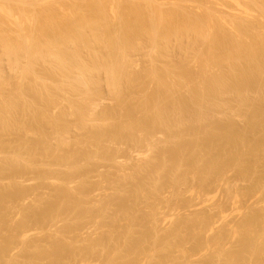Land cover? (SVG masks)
Wrapping results in <instances>:
<instances>
[{"label":"bare ground","instance_id":"1","mask_svg":"<svg viewBox=\"0 0 264 264\" xmlns=\"http://www.w3.org/2000/svg\"><path fill=\"white\" fill-rule=\"evenodd\" d=\"M9 1L11 2L13 0H9ZM9 1L8 0L7 1L6 0H1L0 1V63H2L1 61H3L4 59H7V60L10 61V65L11 66L9 65L10 67H8V68L9 69L11 68V72H15L14 74L16 75L18 81L17 82L15 81V80H17L16 78L13 79L14 77H13V74L11 72H10V74H11L10 76L8 74L7 75L9 76V78L12 76L11 79H13L12 80L13 83L15 82V85H17V86L14 85L15 87L18 88V87L21 86V88H19V89L15 88L13 90L14 87L10 86V85H13V83L10 84L11 79H9L6 76V74H4L6 71L5 72L2 71V68L4 67V65H3V67H1L2 65H0V124H1L0 126H2V135H5L6 133L9 134V132H11V130L13 129V128H11L12 120H14L12 118H13L14 115H16V113L20 109L24 108V110L27 111V109L30 107L31 109L33 108L34 111H36V112L38 111V109L35 110V105H33V104L36 103L35 99L37 101L38 100L44 101L46 104L50 105L49 103H51V102L53 103L55 101V98L57 97L55 94H57V93L60 94L59 98H61L62 95L67 96V95H65L66 92L67 93L69 92V94L71 92L73 94H74V92H77L75 94H80V95L84 96V98H82V96H81V98L83 100H88V103L92 102V100L96 99V98L90 99L93 95H95V97L98 98L100 96V93H102L101 89L99 88L101 83H99L100 82L99 81L100 78L98 79V77H100L102 75V73H103L104 74L103 76L106 77L105 79L107 80V82H108V84L110 86L109 88H111V92H112L111 95H113V97H115L117 99V101L119 102V107L122 108L124 111H126L129 115L131 114L132 116L137 114V112L139 111L140 112V114H139L140 115V117H139L140 119L137 117L139 120L137 119L138 122L136 121L135 125H129V127H126V128L123 127V125L119 126V127L117 126L118 128L115 127V128H113V130L107 131L105 128L109 127L107 125V123L111 120L112 115H111L110 112L109 113L103 112V114L100 115L101 117L98 118V120L101 121V123H99L100 125H97L96 129H94V131L92 133L91 132H89L90 134L88 133L89 136L91 137V139H89V137H88V139L89 140H93V143L96 142V143L99 144V146L102 144V146H100V147L103 148V146L106 145V143L104 142L105 140L103 141V138L105 137V135L111 134L112 136L118 137V139H119V137L124 136V131H129V133L133 132V131L135 132L137 130V128H139V127L152 128V127H156V126H159V127L162 126L164 129H167V131L170 130L171 128H173V131H175V133L178 132V134L180 133L181 135L185 131V129H187L188 133L189 132H200L201 135L200 136H196V135H198V134H196L195 138L192 137V139L190 141H188V142H184V141H181V140L173 141L170 144V147H169L167 153L168 154L170 153L173 156H182V155L184 156L185 153H188V154L192 153L190 161L193 160L192 158H194V160H196V161H199L200 164L197 163V164H199V167L197 168L196 171L199 173V175L201 177L204 176V172H206V173L208 172L209 173V172H212V170L218 171L217 169H220V168L222 169L224 166H226L228 164H233L234 166L236 165L237 168H239L240 174L243 175V176H247V177H253V176L256 177L257 176L258 180L254 179L255 181H253L255 183L257 181L256 184H258V182L260 181L259 180L260 178L264 177L263 176L264 175V155H262V157H261L262 151L264 153V147H263V145H264V95L260 96V97L257 95L258 97H257L256 101L255 100L253 101L252 98H251L252 99V101H251V100H249V96H247L246 93H244V94H243V92L241 93V91H243V90H241L240 92H236L237 94L235 93L237 99L242 100L238 104V105H241L239 110L241 111V108L243 110H247V112L250 115L247 118V122L243 126L237 125V123H235L236 120L233 121L235 118H233V119H225V120L221 119V120H217V121H215V120L209 121V120L205 119L206 117L205 118L202 117L203 114L200 111H198V112H199V114H201V117L196 112L197 111L196 107H197L198 104L201 105L202 102L204 103V101L207 100L206 98H208L209 96H211V97L214 96L215 97V94H217V93L219 94L221 91L225 93V95L224 94H222V95L226 96L228 94L227 91H229V90L231 91V93L233 91L235 92V91L239 90V89H236V88H242V89H246V91H248L250 89V87L253 85V83H256V84L258 83V84L264 85V13H261L262 15L259 13L260 16H254V14L251 15V13H249V8L250 7L248 8L247 6L250 5L251 3H252V5H254L255 4V3H253L254 1L250 0L251 1L250 4H248L246 7H244L243 11L242 12L240 11L241 13H239L237 16L231 18L230 25H232L231 26L232 28L229 25V21H227L222 16H218L219 14L218 15L214 14L213 10L210 11L211 7L209 8L210 10L207 9L205 11V13H203L202 15H199V14H198L199 16L195 15L196 17L194 15H192V17H191L190 14H186V13H188L187 11L183 10L185 8H182L179 5L178 6L176 5L175 7L173 6L174 8L172 7V9H170V11H169L170 13L164 12L165 14H168L166 16H162V14H164V13L161 14V11H160V15L161 16L158 15V16L154 17L151 14L153 17L152 16L150 17V16L144 15V17L138 16V18H137L138 20H137L136 17H133V19H132L131 17H129L128 15H126L124 13V11L126 12V10L129 7L126 9L125 5H123V6L119 5L118 3H122V1L119 2V0L117 1L118 3L116 2V6L118 4L119 5L118 9L119 8H121V9L123 8V10H122L123 12L121 11V9H119V10L117 9L118 10L117 14H115L117 11L115 10L116 11L115 12L113 10L116 6H115V4L112 5L114 3V2L112 3V0H110L111 2L109 0H107V1L106 0H103V1L102 0H78V1H76V0H67V1H69L68 4H71V5H69L70 8L68 7V5L66 6L68 8L67 10L65 9L66 7H64L62 4L61 5L59 4V1L57 2L55 0H51L50 2H48L49 0H47V3H48L47 5L48 6L46 4L45 5L48 7V9H44L45 6L43 7V9L47 10L46 12H48V13L46 14V12L44 10H42L45 13L44 15L38 13L37 12V8L35 9V6H36L35 4H36V2L37 3L40 2L39 0H14L15 4H13L14 3V1H13V3H11L12 5H10ZM67 1H63V2L67 3ZM73 1H74V3H71ZM134 1H132L131 3H133ZM238 1L240 2V0H236V2H238ZM247 1H249V0H247ZM255 1H257V0H255ZM105 2H108V4L110 2V4L113 6V9H111L113 12H115V13H113V16L110 15V13L108 12V8L111 7V6L106 7L107 3L105 5ZM123 2H125V1H123ZM140 2L142 4L141 0H140ZM149 2H150V0L147 2V6L150 5V4H148ZM143 3H144V0H143ZM174 3H176V2H174ZM177 3H179V2H177ZM43 4H44V2H43ZM43 4L39 5V7L40 6L42 7ZM138 4H139V2H138ZM152 4H154V3H152ZM259 4L256 5V6L259 7ZM59 5L61 6V8H60ZM239 5H240V3H239ZM144 6H141L142 9H143ZM147 6H145V7H147ZM37 7H38V4H37ZM134 7H136V5ZM149 7L151 8V6H149ZM263 7L264 6H262V8ZM253 8H255V7L253 6ZM259 8L261 9V7H259ZM129 9H131V8H129ZM226 9H227V7H226ZM48 10H50V11H48ZM139 10H141V8H139ZM232 10H234V9H232ZM133 11H136V10H133ZM43 12H41V13H43ZM127 12H129V11H127ZM199 12H200V10H199ZM251 12H253V11H251ZM215 13H216V11H215ZM256 13H255V15H256ZM143 14L141 13L140 15L143 16ZM156 28L157 29L161 28L162 29V31H161L162 33L159 34L160 30H159V32L157 31L158 32L157 33L156 32ZM228 28H231L230 29L231 31H229L231 33V35H228V33H227V30H229ZM232 29H234V31ZM226 33H227V35H226ZM187 36H189V38L193 39V41L191 40V42H190L191 44H192V42L193 43L201 42L202 45H203V47H202L203 50L200 47L201 51L199 50L198 53H197V50L195 49L196 50L195 51V55L197 57L193 56L195 58V60L197 58V61H196L195 65L197 64V62L200 65L199 67H197L196 70H194L195 68H193V70L190 68V67H193V66H190L191 63H190V65H188V63L185 62V60H188L190 57L188 59H185V60L182 59L181 61H178V62H175V61H173V62L171 61L170 62L169 61V63L166 64V66L163 65L164 67H162V65H161V67L157 66L158 68L153 66L155 63H157V59H156V62H154V59H155L156 55L158 57H162V58L164 57L163 59H165L168 56V54H170V51L172 50V47H173V46H171L172 45L171 44V42H172L171 39H173L175 37L174 41H177L178 47H182L184 45L183 43H185L184 40H188ZM226 36H228V37H226ZM142 41L143 42H151V44L148 43L149 45H151L150 53H149L151 55H149V56L147 55V56L148 57H152V64L153 63L154 64L150 65V63H151L150 62L149 65H150V68L153 67L154 70L148 71L150 69L149 68L148 70H146V69L140 70V72L139 71L132 72V71H134V67H133L134 66V61L133 60H135L134 58L132 59V57H133L132 56L133 55L132 52L136 51L134 49H138V48L143 47L141 45H144L145 43L142 44ZM136 47H138V48H136ZM184 47H185V45H184ZM186 48H187V45H186ZM148 51H147V53H148ZM153 56H154V58H153ZM180 59H181V56H180ZM7 60H6V62H7ZM4 62H3V64H5ZM135 64H136V61H135ZM137 65L138 64L135 65L136 69H137V67H136ZM140 68H138V70ZM156 68H157V70H155ZM222 68H223V70H221ZM214 70H216V71H214ZM219 71H221L223 73H221V75H220V73H217ZM40 72H42V73H40ZM218 76H220V77L224 76L225 78L228 79V81L220 80V79H218V78H220ZM169 79H171L172 84L174 83L173 80L174 81L175 80L178 81L180 86L171 85V82H169ZM221 79H223V78H221ZM156 80H158L157 84L159 83V85H157V86H159V93H157L158 91L157 92L154 91L153 93H151L152 90L151 91L147 90V87H148L147 83H148V81H149V84H150L151 81H154L153 83H155ZM16 83H18L19 86ZM175 84H176V82H175ZM214 84L216 85V87L217 86H219V87L221 86L218 89L219 92H217V90L214 91V89H213L214 88ZM8 85L10 86V88H12V89H10V90H13L12 92L8 91L9 90L8 89L9 87H7ZM175 86L177 87V89H176ZM202 87L206 88L207 90L203 91V90H205V89H203L201 91L200 88L202 89ZM5 89H8V90H5ZM136 90L140 91V94H139L140 97L139 98H137V99L134 98L133 100H128V99L125 98L126 95L124 93H128V95H129L131 93L133 94V92L135 93ZM173 90L175 92L178 90L180 92V94H182V97H183L182 103L179 102L178 100H176L175 99L176 97H174V99H172V96H176V94H175V92ZM3 91H6V93L7 92L11 93V94L9 93V96L11 95L8 98L9 100L7 99V97L5 99V96H3V94L5 92H3ZM172 92H174L173 95H172ZM109 93H110V91H109ZM96 94H99V96H97ZM247 94L249 95V92H247ZM133 95L137 96L138 94H133ZM79 96H76V97H79ZM129 96H131V95H129ZM218 96L216 95V97H218ZM86 97H89V98L85 99ZM64 98H65V99H63L64 101L69 99V98L66 99V97H64ZM82 99H80V100H82ZM6 100H8V101H6ZM89 100H91V101H89ZM170 100H173L172 103L174 102L175 103L174 105H176V110L175 111H176L177 117L178 116L179 117H183V119H181V118L178 119L179 118L178 117L177 118L178 120L177 119L173 120L174 121L173 127L170 125L171 122L168 123L169 122L168 121L169 118L167 117L168 116V111H167L168 107H166V104L168 105L171 102ZM183 100H184V103H183ZM34 101H35V103H34ZM69 101H70V99H69ZM69 101H66L68 105H69V103H68ZM84 102L85 101H83L82 104H84ZM210 102L208 101V103H210ZM243 102L245 103V105H244ZM74 103L77 104V102H75V101H74ZM196 103H198V104L196 105ZM203 103H202V105L205 106V103L204 104ZM217 103L218 102H216V104ZM70 105H71L70 109H73L72 107H74V106H73L72 102L70 103ZM89 105H90V103H89ZM174 105L172 104L171 108H173ZM238 105H236V106L239 107ZM212 106L214 107L215 105H212ZM38 108L40 109L41 107L39 106ZM47 108H49V107L47 106ZM80 108H83V107H80ZM97 108H98V106H97ZM42 109H43V106H42ZM174 109H175V107H174ZM198 109L200 110V109H203V108H199V106H198ZM95 110L97 111V109H95ZM228 110H230V109H228ZM34 111H30L31 114H33L32 112H34ZM48 111H46V112H48ZM58 111H59V109H58ZM72 111H74V110H72ZM193 111H195V112H193ZM20 112H21V110H20ZM40 112L42 113V111H40ZM77 112H78V110H77ZM191 112H193L192 114H194V113L195 114L191 116ZM35 113L33 114V116H35ZM48 113H50V112H48ZM51 114H53V113H51ZM64 114H65V112H64ZM44 115L45 114H43V116ZM63 116L65 117V115H63ZM173 116H174V114H173ZM64 117H62L61 114H60V118H57L58 120L56 119L57 122L61 120L60 122L62 123V118H64ZM94 117H95V115H94ZM96 117H98V116L96 115ZM229 117L232 118V116H230V114H229ZM229 117H227V118H229ZM32 118L35 119V117H32ZM41 118H43V117L41 116ZM44 118L46 120L48 117L47 118L44 117ZM40 119H39V121L41 123L42 119L41 120ZM172 119H174V118H172ZM48 120L49 119H47L46 122ZM65 120H64V123L66 122ZM33 121L34 122H39L37 120L36 121L33 120ZM80 121H82V120H80ZM96 121H97V119H96ZM57 122L55 121V123H57ZM75 123H76V121H75ZM48 124H50V123L48 122ZM129 124H132V123L130 122ZM34 125H35V123H34ZM40 125H42V123ZM44 125H45V123H44ZM56 125H58V124H56ZM125 125L128 126V124H126V123H125ZM60 126L62 127V125H60ZM168 126H170V127H168ZM38 127H39V125H38ZM31 128H33V127H31ZM43 128H42V131H44ZM173 131H171V133ZM29 132H31V131H29ZM250 133L256 135V137H255L254 140H252V142L249 143L247 140L251 136ZM131 134H133V133H131ZM189 134H191V133H189ZM17 135H18V133H17ZM44 135H45V133H44ZM174 135L172 134V136H174ZM191 136H192V134H191ZM41 137H43V136L41 135ZM51 137H53V136H51ZM63 137H61V140H62ZM67 137H68V135H67ZM176 137H177V135H176ZM181 137H183V136H181ZM19 139H20V137H19ZM115 139H117V138H115ZM41 140H43V139H41ZM186 140H188V139H186ZM5 141H6V139H5ZM44 141L45 140H43V142ZM62 142H63V140H62ZM62 142H61V145H62ZM71 142H72V140H71ZM113 142H114V140H113ZM32 144H34V143H32ZM67 144L68 143H66L65 146ZM98 144H97V147H98ZM26 145L22 141L19 142V144L17 145L18 149H16V155L15 154H14V156L10 155V156H12L10 158L5 157V155H4L5 158L4 159H0L1 160L0 161V175H1V177L5 173H12L13 174L14 172H17V171L19 172L21 167H23L22 165L26 166L25 164H28L30 162L29 161L27 163L26 162L27 159L26 160L24 159L26 157L29 158V156H27L28 154L23 152L25 150L24 148H26L25 147ZM47 145L49 146V144H47ZM61 145H60V147H61ZM63 145H64V143H63ZM194 145H199L203 150L206 151V152H204L206 154L202 153L199 149H195L196 147ZM6 146H7V143H6ZM43 146H45V143L43 144ZM27 147H28V145H27ZM8 148H9V145H8ZM9 149H12V148H9ZM48 149H50V148L48 147ZM63 149L65 150V148H63ZM0 150H1V148H0ZM44 150H45V147H44ZM46 150H47V148H46ZM103 150L105 151V149H103ZM52 151H54V150H52ZM27 152L33 153L34 156H35V153H36V152L35 153L32 152V149H31V151L28 150ZM56 152H58V151H56ZM73 152H75V149H74ZM13 153H15V151ZM31 153H30V158L31 159H29V160H31V163L32 162L34 163V161H35L34 160V156H33V154L31 155ZM151 153H153V152H151ZM10 154H12V151H11ZM72 154H74V153H72L71 151H65L64 153L62 152V154H60V152H58L57 154L56 153L54 154L55 155L54 157H57V159L59 158L57 161H59L60 159L65 161V159L69 160L73 156ZM168 154H166V155H168ZM23 155H26V156L23 157ZM76 156H79V155L77 154ZM51 157H53V156H51ZM73 158H71V159H73ZM176 158H178V157H176ZM189 158H190V156H189ZM23 159L25 160L26 163L23 161ZM52 160L54 161V159H52ZM55 160H56V158H55ZM36 161L39 162V160H37V159H36ZM40 161H42V160H40ZM71 161L73 162V160H71ZM142 161H143V159H142ZM147 161L148 160L146 159V162ZM149 161H150V158H149ZM149 161H148V164H149ZM152 162H153V160L150 163L151 165H152ZM23 163H25V164H23ZM74 164L71 165V168H73L72 166H74ZM149 165H148V168H152V167H149ZM153 165L156 166L157 164L156 165L153 164ZM161 165H162V163H161ZM47 166H49V165H47ZM157 167H159V166H157ZM171 167H175V165H171ZM141 169H142L141 171H143V168H141ZM49 170H51V169H49ZM137 170H139V169H137ZM199 170H201V172ZM70 171H71V169H70ZM76 171H78V170H76ZM158 172H161L160 168H159ZM209 175H210V173H209ZM209 175L207 174V176H209ZM174 177H177V176H174ZM203 180L205 182V179H203ZM0 181H2V180H0ZM13 182H14L13 180H12V182L10 181V183H12V184L9 183L10 186H5L4 185L5 183L3 184V186L0 185V210H1V208H4L5 206H7L4 203V201L6 202L4 197H5V195L7 193L8 194L10 193L9 190L11 192L13 190H15V191H13V192H15V194H16V191H17V195H18V191L20 192V190L12 189V188H16V187H14V183ZM162 182H164V179H163ZM57 185H58V183H57ZM62 186H64V185H62ZM19 187H20V185H19ZM161 187H162V185H161ZM59 188L57 187L55 189V190L58 189L59 191L58 190H57L58 192L55 191L56 193L53 196L50 194L52 197H50V196H49L50 198L47 197V201H49V202H50V199H52L50 203L53 202V199L56 200V201H60L59 202L60 205L58 207H56L57 205L56 206L54 205V202L52 203L54 205L53 206L50 203L46 204V202L43 201L42 199L39 200V204L44 202L45 205L41 204V205L38 206V203L35 202V205L37 204V206H35V205H34V207L32 206V208H34V209H32L31 206L30 207L27 206L28 208H30L29 209L30 211L34 210L35 213H37L36 212V210H37L39 212L38 216L36 215V219L38 220V221L36 220L37 223H45L44 221H48L49 220L48 218H52L53 216H56L57 213H59V215H60V213H67V210L68 211L70 210L69 208H73V209L75 208V207H71V206L75 205V206H77L76 209H78V206L80 205L79 202L81 201L79 199V202H77L79 196L76 195V193L75 194H71V191H70L69 194L66 193V191L68 192L69 189L65 191L64 190L65 188H62V190H64V191H62ZM17 189H18V187H17ZM77 189H79V188H77ZM137 190L138 189H136V192H137ZM30 191H31V188H30ZM139 192L140 191L138 190V193ZM157 192H158V190H157ZM24 193H25V191H24ZM180 193H182V192H180ZM72 195L73 196L76 195L77 200H75L76 199L75 196L73 198ZM127 195H129V194H127ZM142 195H144V194H142ZM10 196H11V194H10ZM234 196H236V195H234ZM244 196H245V194H244ZM22 197H23V195H22ZM41 197H39V198H41ZM137 197H140V196L138 195ZM21 199H23V198H21ZM9 200H10V198H9ZM238 200H239V198H238ZM13 201H14V199H13ZM33 202H34V199H33ZM2 204H4V206ZM90 206H91V204H90ZM96 206H97V204H96ZM54 207L57 208V209H55ZM80 207H81V205L79 206V209H80ZM82 208H84V207H81V209L78 210L79 213H80V211H81V213H83V211H84L85 213L90 214L89 213L90 210H87V209L85 210L84 209L82 211ZM85 208H88V207H85ZM126 208L128 209V210L126 209L127 212L129 213L128 216H131L132 214L130 215V211L131 210H130L129 206H127ZM76 209H75V211H76ZM29 210L27 209L26 211L29 212ZM103 210H104V208H103ZM92 211H93V209H92ZM237 211H238V209H237ZM241 211H242V208H241ZM1 213L2 212L0 211V234H1L2 231L5 232L7 230V228L9 227V225H11L10 224L11 223L10 219L9 220L7 219V215H6L7 213L6 214L4 212L2 213V214L6 215V216L4 215V217H2ZM85 213H83V214H85ZM258 213L259 212L256 211V212H250L247 215L244 214L245 217L241 221V231H239L240 232L239 233V240H238L237 244L235 245L234 249L228 250V251H224L225 249L222 250L221 247H220V249H217V248H219V247H217L216 250H218V255H214L212 257H209V259L205 260L204 264H212L213 260L217 256H219L220 259L223 258L222 264H246L245 258H247L248 254L251 257L256 258V259H258L261 256H263L264 255V235H263L264 232H261V230H260V223H259ZM20 214H22V213L20 212ZM26 214H25V216H27L26 219L29 220L28 218L30 216L28 217V215H26ZM33 215L35 217V214H33ZM132 217H133V215H132ZM216 217H214V218H216ZM2 221L3 222L5 221V222L3 223ZM6 221H8V222L10 221V223H8V222L6 223ZM65 221L67 222V220H65ZM139 221H140V219H139ZM20 222H22V220ZM113 222H115V221H113ZM185 222H187V221H185ZM47 223H49V222H47ZM94 224H95V222H94ZM117 224H114V226H117ZM140 224H142L144 227H146V225L143 224L142 221H140V223H138V225L135 223L134 224L135 226H133V223H131V224L128 225L129 227H126V228L124 227L123 229H120V230L116 229L117 230L116 233H112L113 231L110 232L111 234H115V236H116L115 238H116L117 241H118V239H122V238H124L125 241H126L125 245H123V243H122V245L125 246V249L118 251L119 252V261L116 260L117 262L113 263L112 260L110 259V257H108V259H110L109 261H111V263H113V264H127L128 262L129 263L131 262L130 260H132V262H133V259L137 256V252L143 250V249L141 250V246H143L142 245V243H143L142 241L144 240L145 235L148 234V233L146 231H144L145 233H143V237L142 238H137L135 236V234H134L135 233L134 231L136 230L135 227L136 226L140 227L141 226ZM6 226H7V228H6ZM184 226H182V227H184ZM228 226H230V225H228ZM17 227H19V224H18ZM69 227H71V226H69ZM110 227H112V226H110ZM191 227H193V226H191ZM11 229H12V227H11ZM16 229H18V228H16ZM114 229H115V227H114ZM118 229H119V227H118ZM143 229L144 228L142 227V230ZM8 230H10V229L8 228ZM8 230H7V232H9ZM46 231H49V230H46ZM108 231H110V230H108ZM177 231H178L177 229H175L173 231V233L175 234L173 236L176 237L177 240H181L182 241L183 239H185L184 241H186L188 236L186 238V236H184V234L179 235L180 232L178 233ZM50 232H52V231H50ZM60 232H62V231H60ZM227 232L228 231H226V233L222 232V234L219 233L221 235H218V236L215 237L216 241H217V239L221 240L222 238L224 239V237L225 238L228 237L229 233H227ZM59 234H61V233H59ZM94 234L95 233H93V235ZM199 234H200V232H199ZM7 235H6V237L5 236L3 237L2 235L0 236V262H4L5 264L6 263L7 264H34V260L33 259H34L35 255H34V257L31 256V258L29 257L30 256L29 255L27 258L28 259L30 258V259L29 260L26 259L24 261L23 260H18L19 258L18 259L14 258V259H11V260H9V258H8V260L6 259L7 261H2V260H4V257L6 256L4 254L7 252L6 248L8 246V242H9L8 238H10V237H7ZM24 235L25 234L23 233V236ZM140 235H142V234H140ZM66 236H65V239H66ZM111 236L112 235H110V237H108V238H112ZM1 237H3V238H1ZM174 237H172V238H174ZM231 237H233V236H231ZM67 238H68V236H67ZM70 239H71V237H70ZM189 239H190V237H189ZM52 240H50V242H52V243L51 244L49 243L50 246H47V248H44L43 246H42L43 248L39 247L40 249L39 248L38 249L40 251H38L37 248L35 247L36 249L35 248L34 249L37 250L36 251L37 254H36L35 251H34V253L36 255L39 254L38 256H41L42 259H44L43 256L49 257V260L51 259L50 261H52L51 264L64 263V260H66L67 258L69 259L72 256L75 257L74 254H73L74 250L76 252V249H74L75 248V246H74L75 242L74 241H73L74 244H72V242L69 243L68 241L67 242L69 244H66V242H63V240L62 241L60 239L59 240L58 239L54 240V237H53ZM151 240L153 241V239H151ZM151 240H150V242H151ZM196 240H197V236H196ZM125 241H124V243H125ZM79 243L80 242L78 241L77 244H79ZM95 243H96V245H94L93 242H91V243L88 242V244H90L89 246L92 249H96L97 244H99L97 242H95ZM114 243H116V242H114ZM155 243L156 242H154V244ZM157 243L160 245L159 247L162 248L164 246L168 250V246H167L168 244L167 243L166 244L163 243L162 239H160ZM196 243H197L196 247L200 246V244H201V242L199 240ZM213 243H215V241ZM26 244H27V242H26ZM34 244H35V242H34ZM118 244H121V242L118 243ZM220 244L218 243L219 246H220ZM89 246L87 247L88 248L87 250H89V248H90ZM123 246H121V247H123ZM144 246H145V244H144ZM18 247H16V248H18ZM72 247H73V249H72ZM116 247H118V245H116ZM23 248H25V247H23ZM165 248H164V251H165ZM178 248H176V249H178ZM92 249H90L89 252L90 251L94 252V251H92ZM25 250H27V249H25ZM85 250L86 249L84 248L83 251H85ZM115 250H116V248H115ZM150 250H151V248H150ZM90 253H89V255H90ZM151 253H153V252H151ZM160 253H162V252L160 251ZM80 254H82V252H80ZM145 254H147V253H145ZM186 254H188V253L186 252ZM168 255H170V254H168ZM109 256H110V254H109ZM112 256H113V254H112ZM153 256H154V254H153ZM170 256H172V255H170ZM11 257H12V255H11ZM25 258H26V255H25ZM25 258H21V259H25ZM38 259L40 260V258H38ZM68 259L65 261L64 264H67L66 262H68ZM158 259L160 260V258H158ZM158 259L156 258L155 261H159ZM36 260H37V258H36ZM69 261H70V259H69ZM35 263H37V262L35 261ZM90 263H91V261H90ZM97 263H99V262H97ZM108 263H110V262H108ZM144 263H145V261H144Z\"/></svg>","mask_w":264,"mask_h":264},{"label":"rangeland","instance_id":"2","mask_svg":"<svg viewBox=\"0 0 264 264\" xmlns=\"http://www.w3.org/2000/svg\"><path fill=\"white\" fill-rule=\"evenodd\" d=\"M13 1H11V2L9 1L10 5H12L11 3H13ZM39 1L42 4L44 2V4H43L42 7L41 6L39 7V5H42V4L40 2H38V3L36 2L35 9L37 8V12L44 15L45 13L42 10L48 9L47 0H45V1L44 0H39ZM50 1L51 0H49L48 2H50ZM55 1H57V2L59 1V4L60 5L62 4L64 7H66L68 5V7L70 8L69 5H71V4H68L69 1H67V0H63V1H67V3L63 2L62 0H55ZM76 1H78V0H76ZM117 1L118 0H112V3L114 2L112 5L115 4V6H116V2ZM121 1H122V3H118V2L117 3L119 5H122V6L125 5L126 9L128 7L131 8V9L128 8L126 10V12L124 11V13L126 15H128L129 17H131L132 19H133V17H136V19H137L138 16L144 17V15L150 16V17L152 15L154 17L158 16V15L161 16L160 15V11H161V14L164 13V12L170 13L169 11H170V9H172L173 6L175 7L176 5L177 6L179 5L180 7L185 8L183 10L187 11L188 13H186V14H190L191 17H192V15H194V16L195 15L197 16L198 14L202 15L203 13H205V11L207 9H209L211 7L210 8L211 10L210 9L209 10L210 11L213 10L214 14H216V15L219 14L218 16H222L223 18H225L227 21H229V25L231 23L230 22L231 18H233V17L237 16L239 13H241L243 11V8L246 7L248 4H250V2H251L250 0L249 1L240 0V2L239 1L236 2V0H220V1L219 0H215V1L214 0H190V1L189 0H182V1L181 0H178V1L177 0H162V1L161 0H150V2L148 3L150 5L147 6V2L149 0H144V3H143V0H141L142 4H141L140 0H138V1L137 0H135V1L132 0V1H134L133 3L136 5V7H134L135 5L133 3H131L132 2L131 0L130 1L129 0L128 1L127 0H119V2H121ZM123 1H125V2H123ZM173 1L176 2V3H174ZM252 1H254L253 3H255V4L252 5V3H251L250 5L247 6L248 8L250 7L249 8V13H251V15L254 14V16H260L259 13L260 14L264 13V11H263L264 7L262 8V6H264V0H257L258 2L255 1V0H252ZM110 2H109V4H108V2H105V5L107 3L106 7L111 6V7L108 8V12L110 13V15L113 16V13H115L117 11L115 13V14H117L118 10L121 9V8L118 9L119 5L117 4V6L115 7L116 9L115 8L113 9V6L110 4ZM138 2H139V4H138ZM177 2H179V3H177ZM71 3H74V1L71 2ZM152 3H154V4H152ZM239 3H240V5H239ZM257 3L261 4V5L259 4V7H261V9L258 6H256V5H258ZM13 4H15V1H14ZM37 4H38L39 8L37 7ZM144 5L147 6V7H145ZM141 6H144L146 9L144 7L142 9ZM149 6H151V8ZM253 6L255 8H253ZM43 7H44V9H43ZM226 7H227V9H226ZM60 8H61V6H60ZM139 8H141V10H139ZM65 9L67 10L68 8L66 7ZM111 9H113L114 11L116 10V11L113 12ZM232 9H234V10H232ZM122 10H123V8L121 9V11ZM133 10H136V11H133ZM199 10H200V12H199ZM214 10L216 11V13H215ZM44 11L46 12L47 10H44ZM48 11H50V10H48ZM127 11H129V12H127ZM251 11H253V12H251ZM41 12H43V13H41ZM254 12L256 13V15H255ZM47 13L48 12H46V14ZM141 13L142 14L144 13L143 16L140 15ZM166 15H168V14H165V13L162 14V16H166ZM231 26L232 25H230V27ZM231 28H228L229 30H227L228 35H231V33L229 32V31H231L230 30ZM159 30H160V32H159ZM232 30L234 31V29H232ZM157 31L159 32V34L162 33L161 32L162 31L161 28H158V29L156 28V32ZM227 33H226V35H227ZM187 37H188L187 38L188 40H184L185 43H183L185 45V47H184V45L182 47H178L177 41H174L175 37L173 39H171V41H172L171 42V44H172L171 46H173V47H172V50L170 51V54H168V56L165 59H163L164 57L162 58V57H158L156 55V57L154 59V62H156V59H157V63H155V64L153 63L154 65L152 64V57H148L149 55H151V54H149L150 53V48H151V45H149V44H151V42H143L145 40L144 39L142 41V44L145 43L144 44L145 46L141 45V46H143V47L140 46L141 48L136 47L138 49H134L133 48L137 52L136 51L132 52L133 53L132 59L133 58L135 59V60H133L134 61V66H133L134 67V71H132V72H137V71L140 72V70H143V69L148 70L150 68V65H153L155 67H157V66L161 67V65H162V67H164V66H166V64L169 63V61L170 62L171 61L172 62L173 61L178 62V61H181L182 59L183 60L188 59L189 57L191 59L189 58L188 60H185V62L188 63V65H190V63H191L190 66H193V67H190V68L192 70H193V68H195L194 70H196L197 67H199L200 65H199L198 62H197L198 65L197 64L195 65V63L197 61V58H196V60L194 58V57H197L195 55V51L197 50V53H198L199 50L201 51V48L203 47V45H202L201 42H196V43L192 42V44H191L190 42H191V40L193 41V39L189 38V36H187ZM226 37H228V36H226ZM186 45H187V48H186ZM202 50H203V48H202ZM147 51H148V53H147ZM180 56H181V59H180ZM153 58H154V56H153ZM166 59L167 60L169 59V60L167 61ZM6 60L7 59H4L3 61H1L2 63H0V65H2L1 67H3V65H4V67L2 68V71H4V72L6 71L4 74H6V76L9 78V76L11 75L10 74L11 68L9 69L8 67H10L11 65H10V61L7 60V62L9 61L7 63ZM135 61H136V64L139 65V66L138 65L136 66L137 69L135 68V65H136ZM3 62L5 64H3ZM149 63H150V65H149ZM138 68H140V69L138 70ZM157 68L155 70H157ZM150 70H154L153 67H151L148 71H150ZM221 70H223V68ZM214 71H216V70H214ZM11 73L13 74V77H14L13 79H15V78L17 79L16 75L14 74L15 72H11ZM40 73H42V72H40ZM217 73H220V75H221V73H223V72L219 71ZM103 75L104 74L102 73V75L100 77L97 76L98 79L100 78L99 79V81H100L99 83H101V84H100L99 88L101 89L102 93H100V96H99V94H96L97 96H99L98 98L95 97V95H93V94H92L93 95L92 97L90 96L91 97L90 99L96 98V99L92 100V102L94 101L93 102L94 104L92 102H89L90 103V105H89L88 100H83L82 99V98H84V96H82L80 94H75L77 92H74V94H73L70 91L71 95L69 94V92L68 93L66 92L65 95H67L68 97L62 95L63 96V97L61 96L62 99L59 98L60 94L57 93L55 95L58 98L56 97L55 101L53 103L52 102L49 103L51 106L46 104L44 101H41V100L37 101L35 99L36 103L34 101L35 104H33V105H35V110L38 109L39 112L42 111V113L40 112L41 114L38 111L37 112L34 111L33 108H32L33 109L32 110L30 107L27 109V111L24 110V108H22L24 111L22 109H20L21 112L19 110L18 111L19 113L17 112L16 115H14L13 118H12L15 121L11 119L12 120L11 128H13V129L11 130V132H9V134L6 133L7 135L6 134L2 135V126H0V136H1L0 137V144L2 143L0 145V148H1V150H0V159H4L5 157L10 158V157L14 156V154L16 155V149H18L17 145L19 144V142L22 141V142H24L25 145L26 144L28 145V147H27V145L25 146L27 149L24 148L25 150L23 149L24 150L23 152L27 153L28 154L27 156H29V158L26 157L24 159L25 160L27 159L26 160L27 163L30 161L28 163L29 164L28 165V164H25L26 162L23 159V161L25 162L23 164H25L26 166L22 165L23 167H21V169L19 171L20 173L17 171L18 173L14 172L13 174L12 173H5L6 175L3 174L4 176L2 175V177L0 175V177L2 178V179L0 178V180H2V181H0L1 182L0 185L3 186V184L5 183L4 184L5 186H10V184H12V183H10V181L12 182V180H13L14 181L13 182L14 183V187H16V188H12V189L20 190V192L18 191V195H17V191H16V194H15V192H13L15 190H13L12 192L9 190L10 193L9 194L7 193L5 195V197H4L5 200H6V202L4 201V203L7 206H5L4 208H1V210H0L2 213L3 212L5 214L7 213L6 214L7 215V219L8 220L10 219L11 223H10V221L9 222L6 221V223L8 222V223H10L12 225V226L9 225V227H8L10 230H8V228L6 226V228H7V230L9 232H7V230H6L5 231L6 233L2 231L1 234H0V236L2 235L3 237L4 236L6 237V235L8 234L7 237H10V238H8L9 240L7 239L9 241L8 242V246L6 248L7 252L5 251L6 253L4 255H6V256L4 257V260H2V261H7L8 258H9V260L14 259V258H16V259L19 258L18 260H23L24 261V260L28 259L27 257L29 255H30L29 256L30 258H31V256L34 257V255H35V257L37 256L36 257L37 260L34 257V259H33L34 260V264H38L39 262H40L39 264H43V263L44 264H51L52 261H50L51 259L49 260V257L43 256L44 259H42L41 256H38L39 254L36 255L37 254L36 251L37 250L40 251L39 250L40 248H43V247L47 248V246H50V244L52 243V242H50V240H52L53 237H54V240H56V239L59 240L60 239L61 241L63 240V242H66V244H69L70 242H72V244H74V242H75V244H74L75 248L74 249H76V252H75V250L73 252L75 257H73L72 256L73 254H72L71 255L72 257L69 258L70 261L67 258L68 259V262H66L67 264H82V263L83 264H113L114 262L119 261V252L118 251L125 249V246H123V245L126 244V241H125L124 238L118 239V241H117L116 238H115L116 237L115 234H111L110 232L113 231L112 233H116L117 230L123 229L124 227L125 228L129 227L128 225L131 224V223H133V226H135L134 225L135 223L138 225V223H140V221H142L143 224L146 225V227H144L142 224H140L144 228L142 230L141 226L140 227L136 226L135 227L136 230L134 231L135 232L134 234H135V236L137 238H142L143 237V233H145L144 231H146L148 234L145 235L146 238L144 237V240L142 241L143 242L142 243L143 246H141V250L142 249L143 250L137 252V256L135 255L136 257L133 259V262H132V260H130L132 263L128 262L129 264H136V263L137 264H147V263L148 264H167V263L168 264H198V263L199 264H202V263L204 264L205 260L209 259V257H212L214 255H218V250H216L217 247H219L217 249H220V247H221L222 250L225 249L224 251H228V250L234 249L235 245L237 244V242L239 240V233H240L239 231H241V221L245 217L244 214L247 215L250 212L258 211L259 212L258 213V217H259V223H260V230H261V232H264V188H263L264 187V177L260 178L259 179L260 183L258 182V184H256L257 181H256V183L253 182V181H255L254 179L258 180L257 176H256L257 178L255 176H253L254 178L253 177L243 176V175L240 174L239 168H237V166L236 165L234 166L233 164H228V165L224 166L222 169L221 168L217 169L218 171L212 170V172H209L210 175H209L208 172L207 173L204 172V176L205 177L204 176L201 177L199 175V173L196 171L197 168L199 167V164H200L199 161L194 160V158H192L193 160L190 161L192 153L191 154L190 153L189 154L185 153L184 156L183 155L182 156H173L170 153L169 154L167 153L168 149L170 147V144L173 141L181 140V141H184V142H188V141H190L192 139V137L195 138L196 134H198L196 136H200L201 135L200 132H189V133L192 134V136H191V134L188 133L187 129H185V131L181 135L180 133L178 134V132L175 133V131H173V128H171L172 130L171 129L170 130L173 131L174 133L173 132L171 133L170 130L167 131V129H164L162 126H160V127L156 126V127H152V128L139 127V128H137V130L135 129L136 130L135 132L133 131V132L129 133V131H124V136L119 137V139H118V137H114L111 134L105 135V137L103 138V141L105 140L104 142L106 143V145L103 143L105 145V146H103V148L100 147V146H102V144L99 146V144L96 143L95 141H94L95 143H93V140H89V139H91V137L89 136V134H90L89 132L92 133L94 131V129H96V126L100 125L99 123H101V121L98 120V118L101 117L100 115L103 114V112H106V113L110 112L111 115H112L111 120L108 122L109 124L107 123V125L109 127L105 128L107 131L113 130V128H115V127L118 128L119 126H122V125L125 128L129 127V125H135L137 119L140 117V115H139L140 112L139 111H138L139 113L137 112V114H135L136 116L135 115L132 116L131 114L129 115L126 111H124L122 108L119 107V102L117 101V99L115 97H113V95H111V93H112L111 92V88H109L110 86H109L107 80L105 79L106 77L103 76ZM218 77H220V76H218ZM11 78H12V76L9 79H11ZM221 78H223V79H221ZM13 79H11L10 84L13 83V81H12ZM218 79L224 80V81H228V79L225 78L224 76H222V77H220ZM15 81L17 82L18 79L15 80ZM157 81L158 80H156L155 83H153L154 81H151L152 83L150 82V84H149V81H148L147 90H149V91L152 90L151 93H153L154 91H156V92L158 91L157 93H159V86H157V85H159V83L157 84ZM169 82H171V79H169ZM173 82H174L173 84L171 82V85L180 86L178 81H176V80L174 81L173 80ZM175 82H176V84H175ZM16 84H18V83H16ZM14 85H15V82L13 83V85H10L11 87L12 86L14 87L13 90L15 88L16 89L21 88V86L17 88V87H15L17 85H15V86ZM10 86L9 85L7 86V87H9L8 88L9 90L8 89H5V90H8V91L12 92L13 90H10V89H12V88H10ZM18 86H19V84H18ZM217 87L214 84V88L213 89H214V91L217 90V92H219L218 89L221 86L220 87L217 86ZM176 89H177V87H176ZM203 89H205V90H203ZM236 89H239V90L235 91V92L233 91L232 93H231L230 90L227 91L228 94L226 96H224L225 93L222 92L221 90H220L221 94L220 93L218 94L216 92L217 94H215V97L214 96H212V97L209 96L208 98H206L207 102L204 101V103L206 102L205 106L202 105L203 102L201 103V105L198 104L199 102L196 103V105L198 104L197 107H196L197 114H199L198 111H200L203 114L202 117L203 118L206 117L205 119H207L209 121H211V120L212 121L213 120L217 121V120H221V119L225 120V119H233V118H235L233 121L236 120L235 123H237V125H240V126L245 125V123L247 122V118L250 115L247 112V110H243L242 108H241V111L239 110L241 105H238V104L242 100L237 99L235 93L236 92H240L241 90H243V91H241V93L242 92H243V94L246 93V95L249 96V100L252 101V99H253V101L254 100L256 101L258 96L260 97V96L264 95V85H261V84H258V83L257 84L253 83V85L250 87V89L248 91H246V89H242V88H236ZM200 90L201 91L202 90L206 91L207 89L202 87V89L200 88ZM109 91H110V93H109ZM3 92H5L3 94V96H5V99H6V97L8 99L11 96V95L9 96L10 92H7V93H6V91H3ZM174 92H172V95H173ZM247 92H249V95L247 94ZM124 94L126 95L125 98L128 99V100H133L134 98L137 99V98L140 97L139 96V94H140L139 90H136L135 93L133 92V94H138L137 96L133 95L132 93L129 94L131 96H129L128 93H124ZM175 94H176V96H172V99H174V97H176L175 99L182 103V99H183L182 94H180V92L178 90L175 92ZM222 94H224V95H222ZM216 95L217 96L219 95V96L216 97ZM76 96H79L80 98L76 97ZM81 96H82V98H81ZM64 97H66V99L69 98L70 101H69V99L64 101L63 100V99H65ZM88 98L89 97H86L85 99H88ZM80 99H82V100H80ZM8 100H6V101H8ZM66 101H69L68 102L69 105L67 104ZM74 101L77 102V104L74 103ZM81 101L82 102L85 101L84 104H82ZM89 101H91V100H89ZM170 101L171 102L168 105L166 104V107H168L167 108V111H168V116L167 117L169 118L168 119V121H169L168 123L171 122L172 124L170 123V125L173 127V125H174V121L173 120H176L179 116L177 117V114H176V111H175L176 110V105H174L175 103L174 102L172 103L173 100H170ZM208 101L209 102L211 101V102L208 103ZM71 102L73 103V106H74V107H72L73 109H70V106H71L70 103ZM216 102H218V103L216 104ZM171 103L174 105L175 109H174V107L171 108L172 107ZM183 103H184V100H183ZM76 105L79 108L80 107H83V108L79 109ZM212 105H215V106L213 107ZM236 105H238L239 107H237ZM244 105H245V103H244ZM39 106L41 107L40 109L38 108ZM42 106H43V109H42ZM47 106L49 108H47ZM97 106H98V108H97ZM198 106H199V108H203V109L199 110ZM58 109H59V111H58ZM95 109H97V111ZM228 109H230V110H228ZM72 110H74V111H72ZM77 110H78V112H77ZM30 111H34V112H32L33 114L36 112L35 116H33V114H31ZM46 111H48L50 113H48ZM64 112H65V114H64ZM193 112H195V111H193ZM193 112H191V116L195 114V113L192 114ZM51 113H53V114H51ZM43 114H45V115L43 116ZM60 114H61L62 117H64L63 115H65V117L62 118V123L60 122L61 121L60 119H59L60 121L57 122V120H58L57 118H60ZM93 114L95 115V117H94ZM173 114H174V116H173ZM229 114H230V116H232V118L229 117ZM40 115L43 118H41ZM96 115L98 117H96ZM199 116L201 117V114H199ZM32 117H35V119L32 118ZM44 117H46V118L48 117L47 119H49V120L46 122L47 119L45 120ZM227 117H229V118H227ZM172 118H174V119H172ZM180 118L183 119V117H179L178 119H180ZM39 119L42 121L41 122L42 125H40L41 123H40ZM96 119H97V121H96ZM33 120H35V121L37 120L39 122H34ZM64 120L66 121L65 123H64ZM80 120H82V121H80ZM55 121L57 123H55ZM75 121H76V123H75ZM48 122L50 124H48ZM130 122L132 124H129ZM34 123H35V125H34ZM44 123H45V125H44ZM125 123L128 124V126H126ZM56 124H58V125H56ZM38 125H39V127H38ZM60 125H62V127ZM31 127H33V128H31ZM41 127L42 128L44 127L43 128L44 131H42ZM168 127H170V126H168ZM29 131H31V132H29ZM17 133H18V135H17ZM44 133H45V135H44ZM131 133H133V134H131ZM172 134L173 135L175 134L174 135L175 137L177 135V137L175 138L174 136H172ZM250 134H251V136L247 140L249 143L252 142V140H254L255 137H256V135H254L252 133H250ZM41 135L44 138L41 137ZM67 135H68V137H67ZM180 135L183 136V137H181ZM51 136H53V137H51ZM19 137H20V139H19ZM61 137H63L62 138L63 142L61 140ZM88 137H89V139H88ZM115 138H117V139H115ZM5 139H6V141H5ZM41 139H43L45 141L43 142V140H41ZM186 139H188V140H186ZM71 140H72V142H71ZM113 140H114V142H113ZM60 141L62 142V145H61ZM5 142L7 143V146H6ZM32 143H34V144H32ZM44 143H45V146H43ZM63 143H64V145H63ZM66 143H68V144L65 146ZM47 144H49V146ZM97 144H98V147H97ZM8 145H9V148H12V149H9ZM60 145H61V147H60ZM194 146L196 147V148L194 147L195 149H199L202 153L206 152L199 145H194ZM44 147H45V150H44ZM48 147L50 149H48ZM263 147H264V145H263ZM46 148H47V150H46ZM63 148H65V150ZM31 149H32V152H34V153L36 152L35 153L36 157L34 156L33 153L30 152L31 155L33 154V156H34V160L35 161L34 160L33 161H34L35 164L33 162L31 163V160H29V159H31L30 158V153L27 152V151L28 150L31 151ZM51 149L54 150V151H52ZM74 149H75V152H73ZM103 149H105V151ZM11 151H12V154H10ZM14 151H15V153H13ZM56 151L60 152V154H62V152L64 153L65 151H71L72 153H74V154H72L73 156L71 158H73V157L74 158L73 159H71V158L69 159L68 158L69 160L65 159V161L60 159L59 161H57L59 158L57 159V157H54L55 156L54 154L58 153ZM151 152H153V153H151ZM75 154L76 155L78 154L79 156H76ZM166 154H168V155H166ZM204 154H206V153H204ZM4 155H5V157H4ZM10 155H12V156H10ZM262 155H264L263 151L261 153V157H262ZM25 156L26 155H23V157H25ZM51 156H53V157H51ZM189 156H190V158H189ZM176 157H178V158H176ZM55 158H56V160H55ZM149 158H150V161H149ZM36 159L39 160V162L36 161ZM52 159H54V161ZM142 159H143V161H142ZM146 159L149 161V164L153 160L152 165L151 164L149 165L148 161L146 162ZM40 160H42V161H40ZM71 160H73V162ZM161 163H162V165H161ZM197 163H199V164H197ZM73 164H74V166H72L73 168H71V165H73ZM153 164H155V165L157 164V165L154 166ZM47 165H49V166H47ZM148 165H149V167H152V168H148ZM171 165H175V167L177 169L175 167H171ZM157 166H159V167H157ZM141 168H143V171H141L142 170ZM159 168H160L161 172H158ZM49 169H51V170H49ZM70 169H71V171H70ZM137 169H139L141 172L139 170H137ZM76 170H78V171H76ZM199 171L201 172V170H199ZM43 172L44 173L46 172V173L44 174ZM207 174L209 176H207ZM174 176H177V177H174ZM163 179H164V182H162ZM203 179H205V182H204ZM57 183H58V185H57ZM19 185H20V187H19ZM62 185H64V186H62ZM161 185H162V187H161ZM17 187H18V189H17ZM57 187L58 188L60 187L59 188L60 190H62V188H65L64 189L65 191L69 189L68 192L66 191V193H68V194L70 193V191H71V194H75L76 193V195H78L79 197H78V200H77L76 195H74L75 198H76L75 200H77V202H79V199L81 200L79 203H80L81 207H84V208H82V211L84 209L85 210L87 209V210H90L93 214L90 211H89L90 214L85 213L84 211H83V213H85V214L81 213V211L79 213L78 210L81 209V207L79 209L80 205L78 206V209H76L77 206L74 205V206H71V207H75V208L74 209L73 208H69L70 210L69 211L67 210V213H60V215H59V213H57L56 216H53L52 218H48L49 219V220L47 219L48 221H44L45 223H37L38 220L36 219V215L38 216V214H39V212L36 210L37 208L35 209L37 213H35L34 210L30 211L29 210L30 208H28V207H30V206H31V208H32V206L34 207L35 202L38 203V206L41 205V204L45 205V203L43 201H45L46 204L50 203L52 199H50V202H49V201H47V197H49V196L52 197L56 193L55 191L58 190V189L55 190ZM76 187L79 188V189H77ZM30 188H31V191H30ZM136 189H138L140 192L138 193V190L136 192ZM64 190H62V191H64ZM157 190H158V192H157ZM24 191H25V193H24ZM180 192H182L183 194L180 193ZM141 193L144 194V195H142ZM10 194H11V196H10ZM127 194H129V195H127ZM244 194H245V196H244ZM22 195H23V197H22ZM138 195L140 197H137ZM234 195H236L237 197L234 196ZM74 196L72 195L73 198H74ZM39 197H41V198H39ZM9 198H10V200H9ZM21 198H23V199H21ZM238 198H239V200H238ZM13 199H14V201H13ZM33 199H34V202H33ZM41 199L43 200L42 201L43 203L39 204V200H41ZM53 202H54L55 206L57 205L56 207H58L60 205V203H59L60 201H56V200L53 199ZM52 203H50V204H52ZM90 204H91V206H90ZM96 204H97V206H96ZM2 205L4 206V204H2ZM35 206H37V204ZM127 206H129V208L131 210L130 211V215L132 214L133 217H132V215L128 216L129 213L127 212V210H128L126 208ZM85 207H88V208L90 207L91 209L90 208L88 209V208H85ZM103 208H104L105 211L103 210ZM241 208H242V211H241ZM27 209L29 210V212L26 211ZM32 209H34V208H32ZM55 209H57V208H55ZM75 209H76V211H75ZM92 209H93L94 212L92 211ZM237 209H238V211H237ZM20 212L22 214H20ZM2 213H1V215H2V217H4L5 214H2ZM25 214L28 215V217L30 216L28 218L29 220L26 219L27 216H25ZM33 214H35V217H34ZM214 217H216V218H214ZM64 219L67 220V222ZM139 219H140V221H139ZM21 220H22V222L24 224L22 222H20ZM143 220L144 221L146 220V221L144 222ZM113 221H115L116 223L113 222ZM185 221H187V222H185ZM47 222H49V223H47ZM94 222H95V224H94ZM182 223L183 224L185 223L184 224L185 226ZM18 224H19V227H17ZM114 224H117L119 229H118L117 226H114ZM228 225H230V226H228ZM69 226H71V227H69ZM110 226H112V227H110ZM113 226L115 227V229H114ZM182 226H184L185 228L182 227ZM191 226H193L194 228L191 227ZM11 227H12V229H11ZM16 228H18V229H16ZM175 229L178 230L177 231L178 233L180 232L179 235L184 234V236H186V238L188 236L186 241H184L185 239H183L182 241L181 240H177V238L173 236V235H175L173 233V231ZM46 230H49V231H46ZM108 230H110V231H108ZM50 231H52V232H50ZM60 231H62V232H60ZM221 231L223 233L224 232L226 233V231H228L227 232V233H229L228 237H226V238L224 237V239L222 238L221 240L217 239V241H216L215 237L218 236V235H221L222 234ZM199 232H200V234H199ZM23 233L25 234L24 235L25 237L23 236ZM59 233H61V234H59ZM93 233H95V234L93 235ZM219 233H221V234H219ZM65 234L68 236L69 239L71 237V239L69 240ZM140 234H142V235H140ZM110 235H112L111 236L112 238H108V237H110ZM65 236H66V239H65ZM196 236H197V240H196ZM231 236H233L234 238L231 237ZM3 237H1V238H3ZM172 237H174V238H172ZM189 237H190V239H189ZM151 239H153V241ZM160 239H162L163 243H165V244L167 243L168 244L167 245L168 246V250L164 246L163 247L165 248V251H164L163 247H162L163 249L161 247H159L160 245L157 242ZM150 240H151V242H150ZM198 240L201 242V244H200V246L196 247V244H197L196 242H198ZM78 241L80 242L79 244H77ZM94 241L99 243V244H97L96 249H92L89 246L90 244H88V242L89 243L93 242L94 245H96V243ZM119 241L121 242V244H118V243H120ZM124 241H125V243H124ZM212 241L213 242L215 241L216 244L213 243ZM26 242H27V244H26ZM34 242H35V244H34ZM114 242H116V243H114ZM154 242H156V243L154 244ZM122 243H123V245H122ZM218 243L219 244L221 243L220 246L218 245ZM144 244H145V246H144ZM116 245H118V247H116ZM120 245L123 246V247H121ZM22 246L25 247V248H23ZM88 246L90 247L89 250L92 249V251H94V252L90 251L91 252L90 253L89 250H87ZM16 247H18V248H16ZM35 247L37 248V250H35L36 249ZM84 248L86 249L85 251H83ZM115 248H116V250H115ZM150 248H151V250H150ZM176 248H178V249H176ZM25 249H27V250H25ZM72 249H73V247H72ZM34 251L36 252V254L34 253ZM160 251L162 253H160ZM80 252H82V254H80ZM151 252H153V253H151ZM186 252L188 254H186ZM89 253H90V255H89ZM145 253H147V254H145ZM109 254H110V256H109ZM112 254H113V256H112ZM153 254H154V256H153ZM168 254H170L172 256H170ZM11 255H12V257H11ZM25 255H26V258H25ZM108 257H110V259L112 260L113 263H111V261H109L110 259H108ZM111 257L112 258L114 257V258L112 259ZM21 258H25V259H21ZM38 258H40V260ZM156 258L157 259L160 258V260L158 259L159 261H155ZM219 259H220V257L217 256L213 260L212 264H222L223 258H221L220 260ZM66 260H64V263H65ZM35 261L37 263H35ZM90 261H91V263H90ZM144 261H145V263H144ZM97 262H99V263H97ZM108 262H110V263H108ZM245 262H246V264H264V255L261 256L260 258L256 259V258L251 257L248 254L247 258H245ZM2 263L5 264L4 262H0V264H2ZM64 263H60V264H64Z\"/></svg>","mask_w":264,"mask_h":264}]
</instances>
